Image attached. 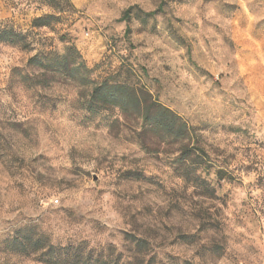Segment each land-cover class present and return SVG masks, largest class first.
<instances>
[{
	"label": "rangeland",
	"instance_id": "1",
	"mask_svg": "<svg viewBox=\"0 0 264 264\" xmlns=\"http://www.w3.org/2000/svg\"><path fill=\"white\" fill-rule=\"evenodd\" d=\"M3 30L24 46L0 41V264H42L13 253L37 229L93 259L128 232L159 264H264V0H0ZM71 46L93 82L144 88L193 128L187 180L178 145L29 63Z\"/></svg>",
	"mask_w": 264,
	"mask_h": 264
},
{
	"label": "trees",
	"instance_id": "2",
	"mask_svg": "<svg viewBox=\"0 0 264 264\" xmlns=\"http://www.w3.org/2000/svg\"><path fill=\"white\" fill-rule=\"evenodd\" d=\"M53 19H55V16L38 18L34 20V25L45 27ZM0 41L24 46V37L14 30L0 32ZM29 63L41 70L43 76L47 74L60 75L88 90L85 109L89 112L119 108L126 116L141 120L144 126L152 123L168 128L172 135L160 136L157 133L153 134L163 141L178 145L179 157L177 162L180 165L179 170H181L184 179L187 180L190 177L187 164L190 163L193 153L200 151V149L190 144L194 130L181 116L156 101L150 92L141 87H132L125 84H112L107 81L102 83L93 82L89 78L91 70L74 46L68 48L64 55H58L54 52L38 55L32 58ZM128 239H131L136 251L144 252L152 248L150 241L146 238L128 236ZM17 245L13 253L35 256L42 264H120V257L107 256L93 259L76 252L70 253L69 248L56 247L47 243L46 238L43 236L39 240L25 239ZM129 257L130 254L128 253L127 259ZM155 260L156 257L153 256L149 264H155ZM125 261L121 264H125Z\"/></svg>",
	"mask_w": 264,
	"mask_h": 264
},
{
	"label": "clouds",
	"instance_id": "3",
	"mask_svg": "<svg viewBox=\"0 0 264 264\" xmlns=\"http://www.w3.org/2000/svg\"><path fill=\"white\" fill-rule=\"evenodd\" d=\"M153 133H157L160 136L172 135V133L168 130V128L160 126V125H155L152 123L146 124L144 132L141 133L140 135H141L142 139L147 140L148 138H150V136ZM134 174L135 175L133 178H129V175L127 174L125 179H142L141 177H139L137 175V173H134ZM129 217H131V219H129ZM125 219L128 220L129 227H131V225L134 224L136 221V217L131 216L130 212L125 213ZM99 227L101 228L102 231H104L102 225H99ZM36 231H37V235H36L35 239L39 240V239H41V236L39 235V230L37 229ZM115 234L116 233L113 232L112 236H115ZM122 235H124L125 237H128L129 233L124 232V233H122ZM105 236H107V232H105ZM202 243H206V242L202 241ZM82 245L86 246L89 250H91V248L97 246L96 244L93 245V243L89 244L87 241H82ZM110 245L115 248V254L114 255L116 257H119L121 253H123V257H124V251L125 250L130 254V257L125 261V264H126V262H128V264H149V262L152 261L153 256L156 257L155 264H159L161 259H165V257L160 256V254L155 249H152V248H150L149 250L144 251V252L136 251V248L131 243V239L126 240L123 250L118 249L117 246L112 242L111 237H108L106 242L100 243V246L103 247L106 256H107V252L109 250ZM202 249H201V252H202ZM97 250L99 251V247L97 248ZM201 252H200V254H201ZM123 257L121 258V260L123 259ZM121 260H120V264H121ZM166 264H184V262L181 261L179 258H176L175 261L166 260ZM189 264H190V262H189Z\"/></svg>",
	"mask_w": 264,
	"mask_h": 264
}]
</instances>
